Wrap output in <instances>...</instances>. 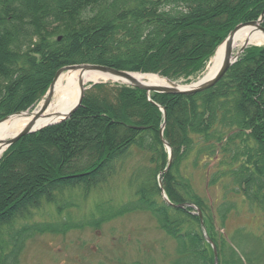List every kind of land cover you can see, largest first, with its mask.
<instances>
[{
	"label": "trees",
	"instance_id": "obj_1",
	"mask_svg": "<svg viewBox=\"0 0 264 264\" xmlns=\"http://www.w3.org/2000/svg\"><path fill=\"white\" fill-rule=\"evenodd\" d=\"M261 15L264 29V0H0V120L32 111L68 66L188 84L231 31ZM195 174L206 190L219 187L216 207ZM239 203L262 217L257 233L225 232ZM133 213L150 215L173 242L171 257L161 248L167 264H215L207 239L217 264H264V46L247 47L192 95L93 85L67 120L0 157V264H19L37 236L98 230Z\"/></svg>",
	"mask_w": 264,
	"mask_h": 264
},
{
	"label": "rangeland",
	"instance_id": "obj_2",
	"mask_svg": "<svg viewBox=\"0 0 264 264\" xmlns=\"http://www.w3.org/2000/svg\"><path fill=\"white\" fill-rule=\"evenodd\" d=\"M207 68L208 64L190 82L200 79ZM174 82L185 84L181 80ZM88 86L86 84L85 87ZM212 165L209 166L210 171ZM194 182L198 191L216 207L221 197L219 187L206 190L205 182L200 181L197 174ZM261 218L259 214H250L246 205L239 203V211L230 215L225 232L230 234L237 228H245L257 233ZM161 248L170 257L173 255V242L160 231L150 215L133 213L104 224L98 230L87 228L69 231L65 235L37 236L27 243L19 264H120L134 260H153L156 264H167L168 259L162 255Z\"/></svg>",
	"mask_w": 264,
	"mask_h": 264
},
{
	"label": "water",
	"instance_id": "obj_3",
	"mask_svg": "<svg viewBox=\"0 0 264 264\" xmlns=\"http://www.w3.org/2000/svg\"><path fill=\"white\" fill-rule=\"evenodd\" d=\"M262 20H263V15H261L257 21H252V22L240 24L233 31H231L229 33V35L225 38V40L222 42V44L220 45V46H222V45L225 46V51H224V57H223L222 63L220 65V67L218 68V70L216 71V73L211 78H205L204 77L202 79H198L196 81H193L189 84H180V83H176L174 81L166 79L167 84L165 86H162V87L150 86L145 82H139V81L135 80L133 78V75L137 74V73L119 71V70H115L113 68H109V67H105V66H99V65L84 64V65L68 66V67H64V68L60 69L56 73L51 85L49 86L46 94L43 97V100L38 105L39 109L37 111L33 110L31 112H29V111L18 112V113L7 116L6 118L0 120V123H2L6 119L11 118L13 116L30 117V120L24 126V128H22L12 138H10L9 140H6L3 143L4 151L7 150L13 144H15L17 141H19L24 136L34 134V133L39 132V131L47 128V127L57 125L59 123H62L65 120H67L76 111V109L80 106L85 90H87L88 88H90L91 86L96 85V84L109 83V81L102 80V78H99L97 80L89 78L87 81V84H89V86L82 88L80 97H79V99L75 105H73L71 108H69L66 111H61V112L51 111V112H48L46 114V112L49 110L50 105H51L55 82L57 81V79L59 78V76L63 72L79 71L81 73V76L84 75V77H85V75H86V77H90L91 74H99V75H101V77H103V76L115 77L119 80H123V81L125 80L126 81L124 83H120V82H116V83L127 85V86H130L132 88L139 89V90H143L146 92L148 97L152 93L168 94V95H192V94H196V93L205 91V90L213 87L224 76V74L227 72V70L237 61V59L240 57V55L243 53V51L248 46L252 45V44H249L248 42H246L243 44V46L238 51L233 53L232 41H233L234 36L236 35V33L239 30L244 29V28H250V29L254 28L257 31H259L261 34L264 35V29L261 27ZM255 46H261V45H255ZM217 50H216V52H217ZM111 83H113V82H111ZM162 112L164 114V121H165V113L163 110H162ZM42 121H44V122H42ZM164 127H165V124L163 123L161 128H160V137H161V140H162V142H163V144H164V146L168 152V164L164 170V173H165L168 171V169L170 168L171 163H172V149L162 138V133H163ZM158 185H159V188L161 189V194H162L163 200L167 204L171 205V203L169 202V200L167 199V197L163 191L161 179H158ZM174 207H181V206H174ZM187 207H190V208H193L194 210H196L197 215L200 219L201 225H203L202 216H201V213L199 212V210L196 207H194L193 205H187ZM207 242H209L213 248L214 255H215V264H217L215 247L213 246L212 242L209 239H207Z\"/></svg>",
	"mask_w": 264,
	"mask_h": 264
},
{
	"label": "bare ground",
	"instance_id": "obj_4",
	"mask_svg": "<svg viewBox=\"0 0 264 264\" xmlns=\"http://www.w3.org/2000/svg\"><path fill=\"white\" fill-rule=\"evenodd\" d=\"M248 42L252 45H263L264 44V35L261 34L254 28H244L239 30L233 38L232 41V51L235 53L238 51L244 43ZM225 46L222 45L218 48L215 55L212 57L210 62L208 63V68L204 75L200 78H211L218 68L220 67L223 57H224ZM97 80L102 78V80L109 82H120L124 83L125 80H119L115 77H108L99 74H91L90 77L81 76L79 71H66L63 72L57 81L55 82L53 89V97L51 101V105L49 110L51 111H66L75 105L80 97L82 88L86 86L88 79ZM133 78L139 82H145L150 86L162 87L167 84V80L152 74H134ZM39 107L35 109L37 111ZM30 117H17L13 116L11 118L6 119L2 123H0V157L4 151L3 143L6 140L12 138L15 134H17L24 126L28 123ZM44 122V121H42Z\"/></svg>",
	"mask_w": 264,
	"mask_h": 264
}]
</instances>
